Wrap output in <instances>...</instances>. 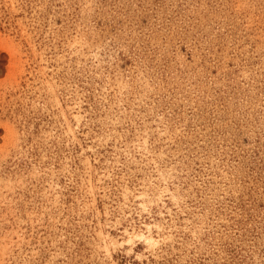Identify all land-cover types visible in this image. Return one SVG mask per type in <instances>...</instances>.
<instances>
[{
    "label": "rangeland",
    "instance_id": "rangeland-1",
    "mask_svg": "<svg viewBox=\"0 0 264 264\" xmlns=\"http://www.w3.org/2000/svg\"><path fill=\"white\" fill-rule=\"evenodd\" d=\"M0 264H264V0H0Z\"/></svg>",
    "mask_w": 264,
    "mask_h": 264
}]
</instances>
